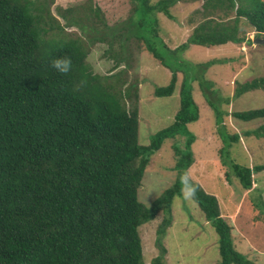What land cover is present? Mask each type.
<instances>
[{"label": "trees", "instance_id": "1", "mask_svg": "<svg viewBox=\"0 0 264 264\" xmlns=\"http://www.w3.org/2000/svg\"><path fill=\"white\" fill-rule=\"evenodd\" d=\"M131 1L132 13L121 23V49L133 38L171 73L169 83L155 88L153 95L171 96L177 73L183 74L173 122L155 133L148 145L138 143L137 107L127 109L118 97L121 90L115 82L120 75L92 74L85 63L88 50L82 40L104 42L115 37L114 28L102 30L105 38L95 27L82 24L80 17H68L65 26L48 25V5L41 1L0 0V264H145L138 228L160 212L158 255L151 264H166L162 239L172 223V200L179 193L180 177L194 161L191 145L196 138L187 129L199 119L194 82L215 115L222 143L217 154L226 182L234 178L249 191L252 176L264 172V164L249 168L231 158L229 150L239 135L225 131L223 112L211 100L213 92L202 77L207 67L227 61L193 64L182 58L191 45L250 44L249 32L264 40V1L203 0V20L173 50L157 35L158 22L174 19L170 9L175 5L178 11L192 9L195 0ZM65 28L78 29L84 38L56 37ZM49 33L54 36L46 37ZM106 55L112 71L120 63L129 65L127 56ZM62 56L72 60L68 74L51 67L50 61ZM254 90L264 91V74L238 84L234 97ZM232 116L243 122L264 120V107ZM244 135L264 139V122ZM176 136L185 140L182 149L172 147L175 180L145 206L137 191L150 157ZM191 181L198 188L194 203L217 235L218 264H255L236 249L218 199ZM259 214L264 215V204Z\"/></svg>", "mask_w": 264, "mask_h": 264}, {"label": "rangeland", "instance_id": "2", "mask_svg": "<svg viewBox=\"0 0 264 264\" xmlns=\"http://www.w3.org/2000/svg\"><path fill=\"white\" fill-rule=\"evenodd\" d=\"M38 1L48 5L46 6L48 11H44V19L48 25L65 26L68 17L73 19L80 17L82 24L97 29V35L104 36L102 30L106 27L116 30L115 37L108 36L104 42L88 43L82 40L84 49L88 50L85 63L92 74L120 75V79L115 82L117 86L120 85L121 91L118 97L127 109H131L132 106L137 107V138L140 145H148L155 133L173 122L179 105V87L183 74L177 73L175 91L171 96L155 97L154 89L169 83L170 71L145 52L144 46L133 38L128 41L124 49L120 47L125 33L121 23L132 13L131 0ZM150 1L155 3L158 0ZM202 4L203 0H195L190 3V6L193 5L192 9L187 11H178L175 5L170 9L174 19L163 18L160 23L158 22L157 35L169 49L173 50L185 43L203 20L200 16ZM69 9L73 11L67 13ZM93 12H97L98 16L96 17ZM214 19L218 21L217 17ZM50 36H54V33H49L46 37ZM254 36V32L248 33L250 40H253ZM56 37L84 38L76 28H65L59 35L56 34ZM107 53L127 56L128 67L125 68V63H120L122 66L112 71V60L106 55ZM182 58L185 62L193 64L211 60L227 61L207 67L202 77L209 85V92H213L211 100L223 112L225 131L230 135H239L238 142L232 143L229 154L234 162L247 165L249 168L264 164V139L244 135L258 128L264 120L243 122L232 116L236 112L264 107L262 90H254L240 97H234V89L238 84L263 76L264 42L251 41L250 44H228L220 47L191 45L183 52ZM185 66L187 68V65ZM192 85L193 99L199 107V119L187 125V129L196 140L191 146L194 161L185 173L205 192L218 199L221 216L231 226L236 249L242 250L244 255L255 264H264V215L259 214L257 217L260 203L264 204V172L252 176L254 183L249 191L243 190L234 178H231L230 183L226 182L225 169L219 163L217 154L222 143L217 133L214 112L203 100L198 84L194 82ZM184 140L185 138L180 136L166 139L161 148L150 157V163L137 191V199L143 205H150L174 182L176 173L171 170L175 163L172 147L177 145L182 149ZM149 190L155 192H149L145 196ZM144 197L147 204L144 202ZM171 209L172 223L162 239L166 250L164 255V259H167L166 264H218L217 235L196 203L182 202L175 197ZM162 219L163 214L160 212L154 220L138 228L142 259L145 264H151V260L158 255L155 239L156 230Z\"/></svg>", "mask_w": 264, "mask_h": 264}, {"label": "clouds", "instance_id": "3", "mask_svg": "<svg viewBox=\"0 0 264 264\" xmlns=\"http://www.w3.org/2000/svg\"><path fill=\"white\" fill-rule=\"evenodd\" d=\"M255 35V34H254ZM254 39H260V38H254ZM253 39V40H254ZM253 40H251L253 42ZM261 40V39H260ZM264 41V40H263ZM51 67L55 69L60 74H68L71 71L72 66V60L68 56H62V57H55L51 61ZM193 145V144H192ZM191 145V146H192ZM192 151V149H191ZM180 189L179 193L176 196L177 200H180L182 202H195L196 195L198 188L197 186L190 180L187 173L183 174L180 177ZM149 192H155V190H149L145 196ZM156 194V193H155ZM145 202V197H144ZM146 203V202H145ZM147 204V203H146Z\"/></svg>", "mask_w": 264, "mask_h": 264}, {"label": "water", "instance_id": "4", "mask_svg": "<svg viewBox=\"0 0 264 264\" xmlns=\"http://www.w3.org/2000/svg\"><path fill=\"white\" fill-rule=\"evenodd\" d=\"M261 42H264L263 40H260V39H254L253 40V43H261Z\"/></svg>", "mask_w": 264, "mask_h": 264}, {"label": "crops", "instance_id": "5", "mask_svg": "<svg viewBox=\"0 0 264 264\" xmlns=\"http://www.w3.org/2000/svg\"><path fill=\"white\" fill-rule=\"evenodd\" d=\"M264 1V0H263Z\"/></svg>", "mask_w": 264, "mask_h": 264}]
</instances>
